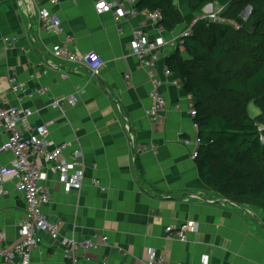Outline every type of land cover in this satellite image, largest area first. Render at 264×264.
<instances>
[{"label": "crops", "instance_id": "obj_1", "mask_svg": "<svg viewBox=\"0 0 264 264\" xmlns=\"http://www.w3.org/2000/svg\"><path fill=\"white\" fill-rule=\"evenodd\" d=\"M51 1L0 0V36L19 38L10 50L0 43V102L27 111V120L35 127L47 125L50 139L58 146L67 145L65 158L83 153L82 187L69 193L60 175L37 160L48 173L44 185L52 194L45 212L52 221L61 222L62 235L78 241L95 234L109 239L110 247L80 254L78 264H146L147 251L153 248L172 264H195L205 256L211 264H264V208L248 209L212 191L200 178L193 148L183 145L184 139L198 133L192 127L190 97L180 77L174 73L164 77L168 56L158 73L165 81L161 92L169 110L155 125L147 117L152 85L130 54L129 43L138 30L151 39L177 37L194 16L188 0H180L184 10L176 0L184 23L174 33L160 32L144 14L116 25L111 14L96 12L97 0ZM43 8L59 17L62 35L43 31L39 20ZM69 37L71 53L96 54L105 62L99 75L56 57L53 48ZM12 79L18 90L13 89ZM74 93L75 107L54 105ZM250 105L259 110L255 102ZM260 114L259 110L252 118ZM6 139L0 131V169L13 160L11 153L2 151ZM142 145L155 149L135 154ZM4 188L0 233L11 245L18 241L19 225L28 213L17 182L8 180ZM187 223L198 229L187 233L186 243L166 232ZM43 238L31 264H71L58 244Z\"/></svg>", "mask_w": 264, "mask_h": 264}, {"label": "built area", "instance_id": "obj_2", "mask_svg": "<svg viewBox=\"0 0 264 264\" xmlns=\"http://www.w3.org/2000/svg\"><path fill=\"white\" fill-rule=\"evenodd\" d=\"M140 0H97L95 3L96 12L99 15L111 14L116 25L132 19L140 14H144L147 19L156 25L160 32L165 30L159 26L162 19L160 12L139 11L137 5ZM56 4V0L51 1ZM224 8L219 5L207 6L201 15H197L183 29V31L170 41L162 37L151 39L143 31L138 30L134 33L129 43L130 54L138 59L139 65L146 71L149 81L152 85L150 94L151 104L148 109L147 117L153 125L164 120L168 112V103L161 92L164 80L159 78V64L162 59L173 52L183 50L186 40L193 36L196 25L202 21L219 23L220 16ZM245 12L250 16L252 8L249 7ZM40 26L47 34L60 36L64 33L61 20L56 15L50 13L46 8L39 12ZM19 41L18 37L0 36V43L6 50L13 49ZM72 38H66L63 43L53 48L56 57L64 59L71 64L85 66L89 68L94 75H99L105 62L96 54H90L82 57L70 52L69 46L72 44ZM164 77L169 78L172 72L165 69ZM127 84H131V75L126 76ZM1 82V79H0ZM14 90H18L16 80L10 81ZM190 97L189 115L193 119L192 127L199 133V124L196 121L197 111L194 107L192 97ZM78 103L77 93L56 102L55 106L69 105L75 107ZM27 111L7 107L0 102V131L6 136V141L2 147L3 152L12 154L13 160L9 166L0 169V195L6 193L4 183L8 180L17 182V191L23 197L28 218L19 225L18 241L8 245L5 234L0 233V263L2 264H31L33 255L43 245L44 236L52 242L58 244L66 260L71 264H78L80 254L101 248L110 247L109 239L106 235L95 234L85 240H76L74 237L62 235V224L60 221H52L45 212V208L51 202V191L44 183L48 179V173L38 163L42 159L48 169L59 174L66 191L72 192L80 190L84 180L85 164L83 153L76 151L68 159L64 157V151L67 145L58 146L50 139L48 126L35 127L31 125L27 118ZM264 129L259 127L260 141L264 144ZM183 145L193 148V158L199 156L201 140L199 134L195 138H186ZM153 145H142L135 149V154L141 155L148 151H153ZM92 182L100 188L102 192L106 188L101 186L97 179ZM198 225L187 223L178 229L169 227L166 232L179 241L187 242V233L197 231ZM146 264H172L164 255L156 249H149L146 255ZM181 264V263H178ZM211 264L209 257L205 256L199 263Z\"/></svg>", "mask_w": 264, "mask_h": 264}, {"label": "trees", "instance_id": "obj_3", "mask_svg": "<svg viewBox=\"0 0 264 264\" xmlns=\"http://www.w3.org/2000/svg\"><path fill=\"white\" fill-rule=\"evenodd\" d=\"M188 4L194 15L216 4L224 8L223 15L231 14L237 20L244 8L251 7L252 28L240 34L251 44L264 46V0H188ZM137 8L160 12L159 26L168 33L184 23L176 0H140ZM203 26L209 28L210 42L198 35ZM230 32L219 23L202 21L183 46L188 60L177 50L165 64L180 77L197 111L201 146L196 159L204 184L232 202L264 208V144L259 120L249 114L254 101L264 116V106L257 98L264 89V58L245 61L243 69L226 67L233 57Z\"/></svg>", "mask_w": 264, "mask_h": 264}, {"label": "rangeland", "instance_id": "obj_4", "mask_svg": "<svg viewBox=\"0 0 264 264\" xmlns=\"http://www.w3.org/2000/svg\"><path fill=\"white\" fill-rule=\"evenodd\" d=\"M179 1V5L182 3V1ZM182 10H184L183 5H180ZM249 7L244 8L241 11L240 14V20H237L234 16L231 14L223 15V13L220 16V22L219 24L224 25L226 27H229L231 29L230 34V46L232 50V59L230 62L226 64V67H232L233 69H243L245 61H253L258 62L261 59L264 58V46H257L253 45L250 42L246 41V39L240 34L243 30H251L252 28V16H243L245 11ZM197 15H194L193 18H195ZM192 18V19H193ZM192 21V20H191ZM189 24V23H188ZM187 24V25H188ZM198 35L203 38L205 41L210 42L211 41V34L209 32L208 26H203L200 29V32ZM185 53V52H183ZM181 53V55L183 54ZM185 58H188L187 54H184ZM183 57V58H184ZM184 58V59H185ZM259 102L264 106V89L260 91L258 97ZM256 98V99H257ZM254 102V101H253ZM261 114L256 117L259 120V127L264 129V116L262 115L261 109H259ZM259 110L256 109L254 105L249 106V114L251 117H255L259 114ZM239 204L242 207H246L248 209H252L253 204L245 203V202H239Z\"/></svg>", "mask_w": 264, "mask_h": 264}, {"label": "water", "instance_id": "obj_5", "mask_svg": "<svg viewBox=\"0 0 264 264\" xmlns=\"http://www.w3.org/2000/svg\"><path fill=\"white\" fill-rule=\"evenodd\" d=\"M243 16H244V17H245V16H248V12H245Z\"/></svg>", "mask_w": 264, "mask_h": 264}]
</instances>
